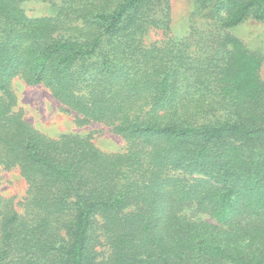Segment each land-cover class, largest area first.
<instances>
[{
	"label": "trees",
	"instance_id": "obj_1",
	"mask_svg": "<svg viewBox=\"0 0 264 264\" xmlns=\"http://www.w3.org/2000/svg\"><path fill=\"white\" fill-rule=\"evenodd\" d=\"M29 1L0 0V264H264V59L231 33L264 0H193L182 40L172 0ZM15 80L125 148L42 133Z\"/></svg>",
	"mask_w": 264,
	"mask_h": 264
},
{
	"label": "rangeland",
	"instance_id": "obj_2",
	"mask_svg": "<svg viewBox=\"0 0 264 264\" xmlns=\"http://www.w3.org/2000/svg\"><path fill=\"white\" fill-rule=\"evenodd\" d=\"M25 9L32 17H43L51 16L55 6L51 0H30L25 4ZM193 10V0H172V30L169 37L186 39L191 27H194L195 23L203 22V18L199 16L191 17ZM231 33L242 40L251 52L261 55L264 59V23L248 20L231 30ZM164 36L162 31H152L147 36L146 42L149 45L161 43ZM261 77L264 81V65ZM13 89L18 97L17 110H21L25 119L42 133L50 137L65 134L91 137L97 147L108 153H116L125 148L122 138L104 125L77 126L74 116L67 113L45 87H30L15 80ZM2 191L6 198H13L16 209L22 212V207L17 204L25 197L27 186L17 171L3 173Z\"/></svg>",
	"mask_w": 264,
	"mask_h": 264
}]
</instances>
